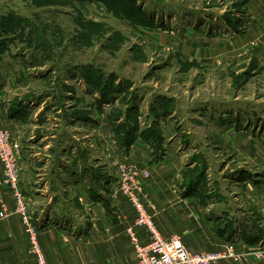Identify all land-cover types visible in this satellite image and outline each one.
Instances as JSON below:
<instances>
[{"label":"rangeland","instance_id":"374dc122","mask_svg":"<svg viewBox=\"0 0 264 264\" xmlns=\"http://www.w3.org/2000/svg\"><path fill=\"white\" fill-rule=\"evenodd\" d=\"M263 99L264 0H0V116L11 120L0 129L26 153L19 187L36 237L20 175L59 165L91 172L109 203L127 206L119 166L148 169L144 202L160 233L155 210L172 197L202 202L211 221L228 214V192L254 170L242 161L255 155L248 145L264 143L254 125ZM0 200L24 225L7 186ZM130 223L123 245L109 228L111 264L136 259ZM229 245L235 255L219 260L240 258L233 242L221 251ZM253 249L264 257L263 245Z\"/></svg>","mask_w":264,"mask_h":264},{"label":"crops","instance_id":"0c3cea01","mask_svg":"<svg viewBox=\"0 0 264 264\" xmlns=\"http://www.w3.org/2000/svg\"><path fill=\"white\" fill-rule=\"evenodd\" d=\"M10 121L0 116V127L11 124ZM254 125L264 128V121ZM254 140L247 143L252 146ZM257 147L253 150L248 145L246 153L255 155L242 158L243 163H253L254 170L248 171L246 178H238L240 188L230 190L228 199H224L228 200L225 205L228 214L215 216L211 221L202 202L190 203L188 198L172 197L155 210L161 233L167 237L181 227V232L178 230L181 241L192 252L221 251L228 242L236 245L239 259H224L212 264H264V257L258 258L253 253L255 245L264 246V143ZM23 159L26 160V153ZM60 168L59 165L50 172L41 169L37 175L31 172L35 176L32 178L31 173L20 175V186L34 213L37 238L46 264H111L109 241L114 237L118 245H123L119 237L125 224L133 219L132 207L125 203H109L108 194L101 192V183H97L99 191L93 190L91 172H61ZM1 195L12 207L8 190L3 189ZM226 223L232 226L231 238L226 230L230 224L225 230L220 228ZM109 228L114 233L111 239ZM137 232L140 240H147L145 231L137 228ZM248 235L251 237L245 239ZM131 254L132 257L133 251ZM131 257L126 264L135 261ZM0 264H36L29 252L28 234L16 216L0 218Z\"/></svg>","mask_w":264,"mask_h":264},{"label":"built area","instance_id":"2783aa9c","mask_svg":"<svg viewBox=\"0 0 264 264\" xmlns=\"http://www.w3.org/2000/svg\"><path fill=\"white\" fill-rule=\"evenodd\" d=\"M19 144L12 137L9 129H0V162L2 177L0 187L7 186L11 190L15 203L14 212L18 214L30 233V240L36 253L37 264H46L39 250L36 232L31 227L27 199L19 187V166L22 154ZM117 187L120 195L134 211L133 221L126 228V233L134 247L136 259L130 264H212L217 260L234 256V247L229 245L225 251L190 252L177 235L165 237L160 233L154 221V214L146 208L145 181L150 176L148 169H136L132 165L119 166ZM0 218L7 217L10 210L3 200H0ZM143 229L149 234L145 241L140 240L136 229Z\"/></svg>","mask_w":264,"mask_h":264},{"label":"trees","instance_id":"16d2710c","mask_svg":"<svg viewBox=\"0 0 264 264\" xmlns=\"http://www.w3.org/2000/svg\"><path fill=\"white\" fill-rule=\"evenodd\" d=\"M248 172H242V178H245L246 176H248ZM92 176V179H94V182H93V190H94V188H96L97 187V183H98V181H96V179L95 178H97L94 174H91ZM101 177V176H100ZM99 181L101 180L100 178H97ZM200 179V175H198V173H196L195 175H192L189 179H188V181H187V184H186V188L188 189L187 191H190V190H192L194 187H195V184H196V182L198 181ZM191 193H193L194 192V190H192V191H190ZM227 224H230V223H226V225H221L220 226V228L221 229H223V230H225L226 228V230H228V232L230 233L229 234V237L231 238L232 237V232H233V230H232V226H231V224L228 226V227H226L227 226ZM226 227V228H225ZM232 230V231H231ZM231 231V232H230ZM251 237V235H248V236H246V238L245 239H247V238H250Z\"/></svg>","mask_w":264,"mask_h":264}]
</instances>
